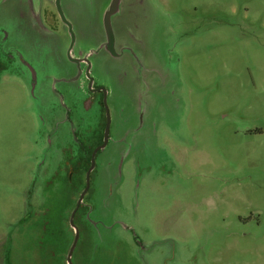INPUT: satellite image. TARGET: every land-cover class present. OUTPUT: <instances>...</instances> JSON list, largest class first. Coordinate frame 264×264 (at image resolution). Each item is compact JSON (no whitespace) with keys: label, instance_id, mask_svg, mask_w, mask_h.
Returning a JSON list of instances; mask_svg holds the SVG:
<instances>
[{"label":"rangeland","instance_id":"1","mask_svg":"<svg viewBox=\"0 0 264 264\" xmlns=\"http://www.w3.org/2000/svg\"><path fill=\"white\" fill-rule=\"evenodd\" d=\"M111 1L0 0V264H264V0Z\"/></svg>","mask_w":264,"mask_h":264},{"label":"water","instance_id":"2","mask_svg":"<svg viewBox=\"0 0 264 264\" xmlns=\"http://www.w3.org/2000/svg\"><path fill=\"white\" fill-rule=\"evenodd\" d=\"M117 6H118V0H112L108 10L105 12L104 17H103V26H104V30H105V34H106V50L113 56L116 55L115 50H114V37L112 34V29H111V23H110V19L112 17L113 14H115L116 10H117ZM85 62H88L87 60H84ZM90 64H88V69L86 72V76L88 79V88L90 91L95 92V91H104V89L99 88L98 90H94L92 89V78L89 76V67ZM104 102V108L106 110V117H107V122H106V126H105V132H104V138H103V143L98 146L91 154V164L89 169L86 172V186L84 188V190L82 191V193L79 196V199L77 201L76 204V208L74 209V211L72 212V218L70 219V226L72 228H75L74 223H73V216L75 215L77 209L79 208L80 204L83 201L84 196L86 195V193L89 190L90 187V173L92 172V170L95 167V156L97 154V152L101 149H103L106 145H107V141H108V133H109V125H110V121H109V114H108V110H107V106H106V102L105 99H103ZM77 237L78 234L76 232V238L74 240V245L77 242ZM73 249V247H72ZM72 251V250H71ZM68 259H70V255L68 256Z\"/></svg>","mask_w":264,"mask_h":264},{"label":"trees","instance_id":"3","mask_svg":"<svg viewBox=\"0 0 264 264\" xmlns=\"http://www.w3.org/2000/svg\"><path fill=\"white\" fill-rule=\"evenodd\" d=\"M75 226V228H76V225H74Z\"/></svg>","mask_w":264,"mask_h":264}]
</instances>
